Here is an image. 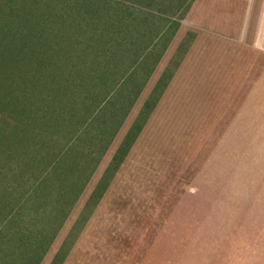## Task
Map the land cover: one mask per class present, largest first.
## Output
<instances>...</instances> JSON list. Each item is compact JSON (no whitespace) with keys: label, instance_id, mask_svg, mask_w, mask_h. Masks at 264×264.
Listing matches in <instances>:
<instances>
[{"label":"rangeland","instance_id":"1","mask_svg":"<svg viewBox=\"0 0 264 264\" xmlns=\"http://www.w3.org/2000/svg\"><path fill=\"white\" fill-rule=\"evenodd\" d=\"M126 224L134 264H264V0H0V264H127Z\"/></svg>","mask_w":264,"mask_h":264},{"label":"trees","instance_id":"2","mask_svg":"<svg viewBox=\"0 0 264 264\" xmlns=\"http://www.w3.org/2000/svg\"><path fill=\"white\" fill-rule=\"evenodd\" d=\"M14 8V7H12ZM25 13L21 14V17L25 18V16L23 15ZM94 25H95V19L93 21ZM94 36H98V38H100V36H102L100 34V29L99 27H95L94 28ZM93 36V37H94ZM98 58H96L97 60ZM223 157H226V162H224V164L218 163L219 161V155L217 157V153H212L211 155V159L214 160V162L217 161L218 166H219V174L222 176H219V182H214L212 187L213 190H216L221 197H225L226 195H228L230 198H232L235 194L234 191L232 189L231 186H229L228 184H226V180H224V182L221 180L223 178V175L227 172L229 173V175H231V173L229 172L231 166L230 165H226L225 163H227V160L232 164L234 162L235 157L238 155L240 156L241 153H223ZM235 155V156H234ZM219 183H222V186H219ZM241 195L239 194L238 197H240ZM242 197V196H241ZM233 200V198L231 199ZM141 222V221H139ZM144 226V223L141 222ZM128 226L126 224V229L125 232L123 234L120 235V237H115L112 236L111 238H109V243L110 244H117L120 252L117 256V258H120L122 255L123 257L127 255V253L130 251V255H132L131 251L134 250V248L137 246V237L133 234H128ZM30 239H28V246L31 249L32 248V254L28 257L29 261H31L33 264H40L41 263V256L39 255L40 252L37 249V244L36 241L34 239V237H29ZM120 243L123 245V248H120ZM126 257H130L128 259V263L127 264H134V261H137V258L131 257V256H126ZM107 258V253L102 250L99 252H96L94 255H92V257H90V259H88V264H116L114 261H109L106 259ZM81 261V259L79 260Z\"/></svg>","mask_w":264,"mask_h":264}]
</instances>
